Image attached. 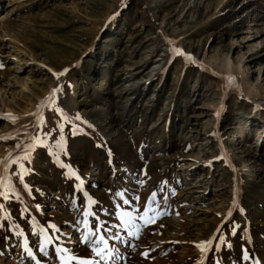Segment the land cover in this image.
<instances>
[{
	"label": "rangeland",
	"instance_id": "obj_1",
	"mask_svg": "<svg viewBox=\"0 0 264 264\" xmlns=\"http://www.w3.org/2000/svg\"><path fill=\"white\" fill-rule=\"evenodd\" d=\"M37 135L23 183L0 171L18 194L0 198V264H61L55 247L264 264V0H0V161ZM121 211L155 222L113 228L101 261L81 241Z\"/></svg>",
	"mask_w": 264,
	"mask_h": 264
},
{
	"label": "snow or ice",
	"instance_id": "obj_2",
	"mask_svg": "<svg viewBox=\"0 0 264 264\" xmlns=\"http://www.w3.org/2000/svg\"><path fill=\"white\" fill-rule=\"evenodd\" d=\"M174 54L175 55H184V53L179 50V49H175L174 50ZM190 59V57H188ZM230 82L234 80L233 77H229L227 78ZM58 91V89H54L53 93H52V97L55 96L56 92ZM52 97H50V102ZM62 118L65 117V114L61 113ZM74 119L76 120H80L81 118L79 117V115H77L76 117H74ZM61 131H63V126H60ZM78 131V130H77ZM76 134V133H74ZM48 134L46 133L45 136H47ZM0 139H4L3 137H0ZM30 144L29 147L24 148L22 144H18L17 148H20L23 150L24 155L22 157H11L10 154V158L7 161H0V171L2 172H6L8 170L9 167H11V165L15 164L17 166V168L19 169V180L21 181V183H23L24 181V175L26 172L30 171L29 169L25 168V165L22 161L27 160L28 163H31V152L35 150V147L37 145L39 146H45V141L43 139H40L39 136H30ZM56 147L60 150V152L64 151V146H63V140L61 138V140L56 142ZM54 153H52L51 151L49 152V155H53ZM56 160L57 162H59V154L56 153ZM60 167L64 168V167H69V178H75L77 180H80L81 178L76 175V173L74 171L71 170L70 166H65L63 164L59 165ZM25 189L29 192V194H31V190L28 188V186L25 184L24 185ZM116 195H119L122 197V193H116ZM10 196L13 197H17L18 194L15 191V188L11 185V183L7 180L6 177H4L3 175H0V198H2L3 200L7 201L9 200ZM138 199V197H137ZM154 199V196H153ZM94 203V202H93ZM125 204H129V201H124ZM0 211H4V205L0 204ZM137 211H139V209H137ZM84 215L87 216H93L94 214L91 211H86L84 213ZM116 219L119 220V225H110L109 227L105 228L103 223H97V225L87 234L83 236L82 239V243L85 244H89L90 243V238L95 236L96 239L94 241V243L92 244L91 250L92 252L100 258L101 261H105L107 259H111L113 256L112 251L108 250V239H113V240H120L121 237L119 235V232H112L113 228H123L124 231L129 232V234H133V231L135 233L139 232V227L138 225L135 223V221L137 219L140 220H145V224L148 223H154L155 222V218H148L145 219L144 216H135L132 212L130 211H121L117 214ZM18 227V226H17ZM103 229L105 232L110 233L109 237H105L104 235H98V233L100 232V230ZM40 234L42 235V240L41 243L39 245L40 251L44 252L47 247L51 244V238L47 236V234L45 233L44 229L40 230ZM99 245H102L103 247H99ZM211 245V241H204L201 242L199 244L196 245V247H198L202 252L206 251L208 249V247ZM25 250L28 252V255L31 257L33 256V253L31 252V250L28 249L27 244H25ZM55 252L57 254V256H59L61 258V264H69V262L74 261L75 264H89V262L87 260H84L80 257H77L74 254H70V250L62 248V247H55ZM63 254V255H61ZM249 254L247 253L246 250L243 251V255H242V259L243 260H248Z\"/></svg>",
	"mask_w": 264,
	"mask_h": 264
}]
</instances>
